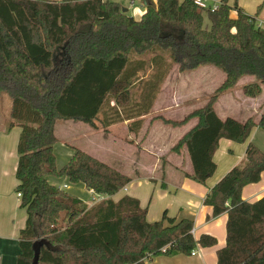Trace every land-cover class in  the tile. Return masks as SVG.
<instances>
[{
	"label": "trees",
	"instance_id": "16d2710c",
	"mask_svg": "<svg viewBox=\"0 0 264 264\" xmlns=\"http://www.w3.org/2000/svg\"><path fill=\"white\" fill-rule=\"evenodd\" d=\"M144 1V12L135 18L114 0H0V93L12 99L7 129L22 128L16 191L28 214L17 264H33L36 255L38 264H147L154 256L191 255L199 245L217 243L205 233L196 239L192 219L165 213L151 222L137 198L114 201L131 178L80 148L61 168L56 165L57 121L94 125L110 96L115 104L128 103L132 78L143 65L137 60L132 66L131 55L155 49L170 51L180 72L214 65L225 73L204 106L168 121L180 126L197 118L172 150L187 148L191 177L205 184L217 169L221 138L248 143L243 161L210 189L204 203L212 206V217L227 213L218 264H264V195L254 202L242 198L243 188L264 172V150L248 141L255 126L264 130V112L258 121H239L222 119L215 110L219 97L244 76L255 77L243 85L244 95L262 93L264 29L237 1L219 0L215 10L193 0ZM150 87L145 96L157 93ZM49 176L83 183L103 197L88 206Z\"/></svg>",
	"mask_w": 264,
	"mask_h": 264
},
{
	"label": "crops",
	"instance_id": "0c3cea01",
	"mask_svg": "<svg viewBox=\"0 0 264 264\" xmlns=\"http://www.w3.org/2000/svg\"><path fill=\"white\" fill-rule=\"evenodd\" d=\"M140 1L143 5L145 4L144 0ZM132 2L134 3L135 0H132ZM218 2L219 0L216 1V3ZM229 3L233 4L230 0ZM238 6L243 8L244 11L246 10V5L238 4ZM129 11L128 8L127 13L131 15ZM141 12H144V7ZM250 15L255 16L252 13ZM140 16L135 15L134 17L140 18ZM255 17L258 22H263L262 28L264 29V19L258 18V15ZM246 77L247 79L250 78L249 75ZM229 92H226L225 94H228ZM250 98L258 101L259 105H261V109H259L258 105L257 111L254 112V114H256L255 120L258 121L260 115L264 112V87L259 96ZM175 100L178 103V109L184 105L194 104L193 102L186 104L185 101H180L177 97ZM155 108L156 107L153 106L152 109L154 110ZM196 109L198 108L191 109L188 113H184V115L176 121L183 120L190 112ZM8 112L9 111H7V113ZM7 113L5 112L4 115H0V264H17V258L20 253V232L26 226L28 214L26 208L21 206V198L18 197L16 191V187L19 185V180L16 177V169L19 159L18 141L22 128L19 124H16L10 129H7V125L11 120L10 117L6 115ZM146 114L139 117L142 118L146 116ZM217 114L222 119L229 116L226 115V112L223 115L218 112ZM250 115H247L242 121L248 119ZM135 121L139 120H136V118L133 117L124 119V122L127 123L125 128H128L129 125H131L130 123H134ZM73 123H78L74 124L77 126L84 122L73 119H61L58 120L55 125V135L58 138V141L55 143L54 151L58 168H61L69 161L74 154V148H80L131 178V181L125 188H123V193L125 194L121 195V197L129 195L137 198L140 202V206L145 209L147 208L148 221L152 222L160 220L165 213L167 216L175 217L177 220L181 218H189L194 221L193 234L196 239H198L203 233L213 235L217 239V243L213 246H197V252L194 255H158L147 260V264H218L217 252L226 244L227 213L212 217L213 208L210 205H206L204 200L210 189L233 166L240 164L243 161L248 144L247 142L242 148L237 146L238 144L230 139L221 138L218 149L214 154V160L217 164V168L220 160L227 162V167L222 173H220V175L214 176L216 174L215 172L205 184H202L191 177L193 167L186 147L181 149L180 152H175L173 154L172 158L175 160V163H168L165 168H162V166H159L158 164L156 165V163L152 164L153 168H151L152 170L148 173V161L143 160L142 155H146L145 158L150 155L151 158L159 159V156H161L160 153H162L160 144L163 143L161 141L162 138L159 136L162 129L156 130L157 121L151 123L149 132L147 126L144 130H142V126L140 127L142 121H139L137 124L133 125V127L131 126L129 132L132 133L134 136L133 138H131V135H126L121 138L116 133L109 130L110 132L106 137L109 138L113 148L108 156H103L101 152L96 150L94 153H90L86 149H83L76 144V138L71 133H67L68 137L71 136L70 138H67V140H64L65 134L62 136L63 139L58 136L57 131L59 126L65 130V128L73 126ZM196 123L197 118H192L183 125L175 126V129H172L174 134L172 137L173 143L170 147L176 144L183 135L196 125ZM71 128L72 127H69L67 132H72L73 128ZM85 129L92 132V127L89 126V124H87ZM260 129L262 128L255 126L252 132L254 130H256V132L262 131ZM64 130L61 131L64 132ZM151 151L155 153V155H151ZM149 152H151V154ZM234 154L235 158H231ZM146 179H150L155 183H148L153 190L152 196L149 200L143 198V191L141 190V186L146 182ZM263 179L264 172L262 173L259 182L248 184L243 188L242 198L249 202H254L260 199L264 195V184H260ZM48 180L50 183L59 185L67 191L77 195L85 201L88 206H92L96 202L95 200L93 202L88 200L89 197H91L90 193L95 195L97 199L103 197L94 194L91 190L87 189L83 183H71L65 176L61 178L49 176ZM60 181H63L64 183L62 184ZM137 181L143 182H141L139 186ZM161 196L164 198L161 199Z\"/></svg>",
	"mask_w": 264,
	"mask_h": 264
},
{
	"label": "rangeland",
	"instance_id": "374dc122",
	"mask_svg": "<svg viewBox=\"0 0 264 264\" xmlns=\"http://www.w3.org/2000/svg\"><path fill=\"white\" fill-rule=\"evenodd\" d=\"M114 1H117L124 8H129V12L132 16H140L142 13L143 4L140 0H135L134 3L132 0ZM216 1L217 0H207V3L208 5H213L216 4ZM235 1L240 5H246V13H252L255 16L258 15V18L264 19V0H230L231 3H234ZM137 60H140L143 65L141 66L142 69L132 78L134 81L130 86L131 95L128 103L115 104L113 96H110L102 106L94 125L89 124V126L92 127V132L85 129L88 123L84 122L77 126L74 124L78 123H73V126H69L73 128L72 132H67L69 127L64 130V128L59 126L57 134L59 137H62L65 134L64 140H67V138L71 137H68L67 133H71L76 138V144L83 149H86L90 153H94L96 150L101 152L103 156H108L113 148L109 138L106 137L110 131L116 133L121 138L126 135H131V138L134 137L132 133L129 132V128L131 126L133 127L132 123H130L131 125H129L128 128H125L127 123L124 122V119L133 117L136 118V120L142 121L140 127L142 126V130H144L147 126L148 132L151 123L157 121L156 130L162 129L159 133L163 143L160 144L162 150V153H160L161 156H159V159H154L151 158L150 155L146 158V155H142V159L148 161L149 167L147 170L149 171L148 173H150L152 170L151 168H153L152 164L156 163V165L158 164L159 166H162V168H165L168 163H175V160L172 158L175 153V151L172 150V147L175 144L170 147L173 143L172 137L174 133L172 129H175V125L168 121L175 122L180 119L184 113L191 111V109L202 107L215 90L223 83L225 80V73L214 65H203L193 70L180 72L178 66L172 59L170 51L162 49H155L141 56L135 54L131 55L132 66L137 63ZM253 81H255L254 77L250 76V78L247 79V77L244 76L239 80L232 91L228 94L224 93L225 95L222 94L215 104L217 112L221 115L226 112V115H229L230 117L232 116L239 121H242L250 114V116L255 118L256 114H254V112L257 111L259 102L244 95L242 90L244 84ZM150 86L157 88L155 96H152L151 94L145 96L147 92L150 93ZM142 91L145 93L144 95L141 94ZM176 97L180 101H185L186 104L191 102L194 104L184 105L178 109V103L175 100ZM11 106V97L6 93H1L0 115H4L5 112L7 113V111H9L6 115L10 117ZM153 106L156 107L154 110L152 109ZM259 109H261V105H259ZM144 114H146V116L142 118L139 117ZM61 130H64V132ZM260 130L262 131L256 132V130H254L251 134L252 137L250 136L248 141L253 142V144L264 150V130ZM245 143L236 144L243 148ZM151 152L149 153L151 154ZM235 154L231 158H235ZM151 155H155V153L152 152ZM226 167L227 162L220 160L214 176L220 175ZM149 180L150 179H146V182L141 186V190L143 191L142 196L146 200H149L153 193L152 187H150L148 183L153 182V184H155L154 181ZM60 182H62V184L64 183L63 181ZM141 182L143 181H137L139 186ZM260 184H264V179ZM119 192L112 196L114 201H117L121 198V195L125 194L123 193V189L120 193ZM90 195L92 197H89L88 199L90 202H93L94 200L97 202L99 200L95 195H92L91 193ZM163 198L164 197L161 196V199Z\"/></svg>",
	"mask_w": 264,
	"mask_h": 264
},
{
	"label": "built area",
	"instance_id": "2783aa9c",
	"mask_svg": "<svg viewBox=\"0 0 264 264\" xmlns=\"http://www.w3.org/2000/svg\"><path fill=\"white\" fill-rule=\"evenodd\" d=\"M193 1L195 2V4H197L198 6L202 7L203 9L210 8L212 10H215V9L218 8V3L213 4V5H208L207 0H193ZM256 22H257V26L259 28H262L263 22L262 21L258 22L257 20H256ZM17 195H18L19 198H21V193L20 192H17ZM99 199H102V198H99ZM192 232H193V230H192ZM196 252H197L196 249H193L192 252H191V255L196 254Z\"/></svg>",
	"mask_w": 264,
	"mask_h": 264
},
{
	"label": "water",
	"instance_id": "95a60500",
	"mask_svg": "<svg viewBox=\"0 0 264 264\" xmlns=\"http://www.w3.org/2000/svg\"><path fill=\"white\" fill-rule=\"evenodd\" d=\"M122 10H123L124 12H127L128 8H124V7H123ZM33 264H38V256H37V255L35 256V259H34Z\"/></svg>",
	"mask_w": 264,
	"mask_h": 264
}]
</instances>
